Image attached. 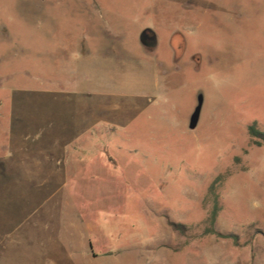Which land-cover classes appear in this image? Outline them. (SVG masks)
<instances>
[{"label": "rangeland", "instance_id": "obj_1", "mask_svg": "<svg viewBox=\"0 0 264 264\" xmlns=\"http://www.w3.org/2000/svg\"><path fill=\"white\" fill-rule=\"evenodd\" d=\"M253 125L264 0H0V264H264Z\"/></svg>", "mask_w": 264, "mask_h": 264}, {"label": "trees", "instance_id": "obj_2", "mask_svg": "<svg viewBox=\"0 0 264 264\" xmlns=\"http://www.w3.org/2000/svg\"><path fill=\"white\" fill-rule=\"evenodd\" d=\"M249 135L252 138V141L254 144L261 146L264 143V132L260 131L256 125H253L249 127ZM222 185V177H219L215 183L210 188V194L212 195V210L208 219V224L210 225V229H208L209 234L216 235L218 237H227L225 235H222L214 230V225L216 223L217 217L221 211V204L219 200V194L217 193V190Z\"/></svg>", "mask_w": 264, "mask_h": 264}, {"label": "water", "instance_id": "obj_3", "mask_svg": "<svg viewBox=\"0 0 264 264\" xmlns=\"http://www.w3.org/2000/svg\"><path fill=\"white\" fill-rule=\"evenodd\" d=\"M148 32H151V31L145 30L141 34L140 41L143 45L150 44V46L155 47L157 44V38H156V36L154 38H150V43H148L146 40ZM203 104H204V97H203V95H199L198 96V106L196 107L193 115L191 116L190 124H189V129L192 131L196 130L198 125H199L201 113H202V109H203Z\"/></svg>", "mask_w": 264, "mask_h": 264}, {"label": "flooded vegetation", "instance_id": "obj_4", "mask_svg": "<svg viewBox=\"0 0 264 264\" xmlns=\"http://www.w3.org/2000/svg\"><path fill=\"white\" fill-rule=\"evenodd\" d=\"M155 35L152 32H148V35L146 37L147 42L150 41V38H154Z\"/></svg>", "mask_w": 264, "mask_h": 264}]
</instances>
